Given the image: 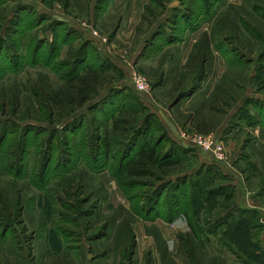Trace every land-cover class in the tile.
Instances as JSON below:
<instances>
[{"label": "rangeland", "instance_id": "obj_1", "mask_svg": "<svg viewBox=\"0 0 264 264\" xmlns=\"http://www.w3.org/2000/svg\"><path fill=\"white\" fill-rule=\"evenodd\" d=\"M158 1L0 0V264H264L263 251L251 246V239L259 243L258 237L264 244V120L253 117L258 111L254 103L249 108L253 114L243 119L234 117L245 97L251 96L257 102L264 98V71L253 82L246 81L244 70L248 66H229L227 59L233 56L225 55V49L231 45L218 43L227 33L236 32L234 38L239 41L233 45L256 57L264 49L258 42L259 35L264 37V0H248L255 5L247 0H212L211 11L206 0H162V7ZM186 5L196 11L193 20L199 16L200 27L195 31L189 28L192 22L189 17L177 19L175 28L171 27L173 22L167 23L174 9H184ZM221 21L223 24L219 26ZM161 25H165L166 32ZM70 28L71 32L66 34ZM254 29L258 37L252 34ZM211 32L216 33V38L206 50L203 37ZM65 34L69 35L66 43ZM153 35H157L154 41ZM44 37L54 41V53L51 52L50 58L42 55L48 53L49 46L32 58L37 40ZM86 40L93 46L91 57H105L116 80L108 83L97 99L112 86L128 87L125 95L138 96L146 109L165 123L170 135L167 146L178 141L192 149L186 157L196 162L193 171L203 170L204 174L182 186L186 194L184 209L190 213L197 204L202 209V221L211 222L206 226L212 241L207 253L191 259L181 254L178 247L170 248L162 229H174L183 249L180 236L186 232L174 223L182 218L188 224L187 215L171 222L153 219L156 204L146 207L143 215L135 212L137 203H146V194L153 187L175 179L181 167L167 169L165 173L171 172L165 175L156 172L155 177L144 179L149 183L147 186L139 184L126 191L111 173L101 172L102 164L91 154L86 136L91 142L93 115H99L102 122L107 117L102 109H108L117 95L110 105L89 112L94 100L71 118L54 125L41 115L37 93L46 86L57 87L61 83L59 76L64 69L58 63L69 58L71 46L77 48ZM202 50L209 59L213 58L206 87L171 109L174 87L193 83L198 71L195 61ZM253 67L250 76L256 75ZM134 73L147 79L149 92L135 89ZM161 79L162 86L154 88ZM232 79L237 85L230 83ZM215 94L221 99L215 104L216 110L209 104ZM231 96L236 101H231ZM227 102L231 105H226ZM190 113L194 121L188 119ZM82 114H87L88 120L65 132V126ZM177 116L180 123L175 120ZM166 117L185 139L176 137L165 122ZM198 120L202 121V129L217 125L216 129L203 134L196 129ZM194 135H213L224 140L229 160L216 161L191 141ZM198 183L202 195L192 194ZM212 183L229 186L235 195L236 212L220 225L216 224L215 214H224L234 207L230 205L223 210L227 203L222 196L207 201V192L215 185ZM249 200L253 202L250 204ZM237 206L255 209L259 216L242 214L245 210H238ZM240 218L243 219L239 221ZM245 218H250L253 222L250 225H256V229L247 233L246 242L239 248L240 240L235 243L229 239L233 226L227 227L238 221L242 228L248 227ZM188 227L190 231L189 224ZM164 248L168 249L165 259L159 250Z\"/></svg>", "mask_w": 264, "mask_h": 264}, {"label": "trees", "instance_id": "obj_2", "mask_svg": "<svg viewBox=\"0 0 264 264\" xmlns=\"http://www.w3.org/2000/svg\"><path fill=\"white\" fill-rule=\"evenodd\" d=\"M101 1L105 0H100V2ZM111 1L112 0H110L109 3H111ZM158 2L161 7L164 6L162 0H159ZM211 2L212 0H206L208 11H211L213 7ZM247 2H249L248 4L253 3L255 5L253 1L250 2L247 0ZM25 8L32 10L34 9L30 7ZM257 8L260 10L259 7ZM34 11L37 13L36 10ZM181 13L183 14L182 16L180 15ZM195 13L196 11L191 8V5H186L184 9H174L173 17H169L167 19V23L169 24L170 21L173 22L171 27L175 28L177 26V19L189 17L192 21L189 23V28L195 31L200 27V25L197 26V23L200 22L199 16L193 20ZM37 14H35V16L39 15ZM210 19L211 18H208L207 20ZM212 20L215 19L213 18ZM222 24L223 23L221 21L218 25L221 26ZM161 27L163 28V32H166L167 28L165 25H161ZM71 30L72 28H70V30L68 29L66 34L70 33ZM163 32V35H169V33L164 34ZM257 33L258 31L255 29L254 33L252 32V34H256L255 36L258 37ZM67 36L64 39L65 43L69 41ZM156 36L153 35V41ZM235 36L236 32L232 31L229 34L227 33L225 38L223 37L224 39H220L218 43L222 44L223 42H228L229 45H231V48L225 49V55H231V57L233 56L232 59H227L229 66L233 68H239L240 65L248 66V68L244 70L246 71L244 78L246 81H249L250 79L251 83L253 82V79L257 78L256 76H258V73L260 74L261 71H264V49H261L259 51L260 53L256 57H253L251 53L250 55H247L246 52L241 51L238 46L233 45L235 41H239L238 39L234 38ZM57 37L58 39H55L59 40L60 36L57 35ZM203 38L205 39L207 50L212 46L213 41L216 38V33H205ZM258 38V42H261L262 46H264L263 35H259ZM53 43L54 41H50L46 37L38 39L32 54V58H36L38 54H42V50H46V48L49 46L50 48L48 49V53L42 55H47V57L50 58L51 52L54 53L56 49L53 48ZM221 47L219 48L220 50L222 49ZM92 48L93 46L91 42L87 40L82 42L77 48L74 46L70 47L68 53L69 58L58 63V66L64 69L63 73L59 76L61 83L58 84L57 87L46 86L42 92L37 93V96L39 97L40 110L42 112L41 115L45 116L43 118H45L47 122H49L51 125H54L61 123L64 119L71 118L74 116L76 111L92 103L94 100H96L94 101L95 103L90 105L88 111L93 112L94 110H99L100 107L112 102L113 96L117 95L118 97L116 98L118 101L116 99V101L110 103L111 106L107 107L108 109H102L104 111L106 110V113L103 112V114L107 116L106 118L102 119V122H99V115H93L91 122L95 125H93L94 134L92 133L90 136L91 142L87 140L88 136H86V142L91 145V154H94L96 157L95 159L97 161L99 160V162L102 164L103 169L101 172L108 171L111 173V176H113L122 189L126 191V189H132L139 184L147 186L149 183L144 181V179L155 177L156 172H160L161 174L165 175L171 172L167 171V173H165V170L171 169L173 167H181V171L177 173L178 176L175 179L164 180L158 186L156 185L155 188L153 187L152 190L146 194L147 196L145 195L147 197L145 198L146 203H141L140 205L137 203L135 212L137 211V213L143 215L145 213L146 207L148 208L156 204L157 212L155 215L153 214V219L159 218L171 222L174 221V219L178 216L187 215L188 224L191 230L188 233L180 236L182 244L185 246L182 249V245H180L179 252L191 259H193L194 256H197L198 254L207 253L212 241L209 236L210 231L206 229V226L211 224V222L202 221V216L200 215L202 213V209L198 207L197 204L191 208L190 213L187 212L188 210L184 209L186 194L183 191L184 187L182 186H185V183L193 181L195 178H199L204 174L203 170L195 169L193 171L196 166V162L190 161L191 157H186L192 153V149H190L188 145L181 144L178 141L171 144L170 146H167L166 144L170 140V135L164 127L165 123L162 121V119H160L159 116L150 113L138 96L136 97L133 94L130 96L125 95L128 90H130L128 87L121 88L117 85L112 86L104 96L97 99L98 95L102 90H104L106 85L116 80L111 74V70L108 68L110 67L111 63L105 57H100V59H94L91 57L90 50ZM212 59L213 58H208V53L206 51H203L198 55V59L195 61V69L197 68L198 71L195 73L196 75L192 79L193 83L186 87H183L182 83H180L178 86L174 87L176 91L173 92L174 102L171 105V109L179 105L181 101L186 100L192 93H195L201 89L203 83L209 75L207 71L210 68ZM190 61L192 60H188V65H190ZM252 66H254L253 68L256 70V75L250 76V73L252 72ZM80 69H82V71H80ZM230 81L233 86L237 85L236 80L232 79ZM163 83L164 81L162 79L159 80L155 84L154 88L162 86ZM238 86L239 88H243V85L239 83ZM12 98L15 99V96ZM231 98V101H236L233 96H231ZM220 101L221 99H219L215 94V96L211 97L209 102L210 107L215 109V104L219 103ZM253 103L255 106H258V111L254 114L249 110L250 104ZM225 104L231 105V102H227ZM110 108L112 110H110ZM190 114L191 115L188 116V119L194 121L192 113ZM250 114H253V117H255L257 121L264 120V98L259 99V102H257L251 96L245 97L243 100V105L234 115V117L237 119H243L246 115ZM87 120V114H82L70 121L65 126L64 130L67 132L79 124L81 125V123L86 122ZM175 120L177 123L181 122L179 116H177ZM201 122L202 121L198 120L196 129L203 134H209L216 129L217 125L207 129H202L200 127ZM205 122H207V120H205ZM249 124L253 125L252 123ZM214 176L216 179L219 178L216 175ZM212 184L215 185H211L213 187L208 190V196L206 197L207 201L212 199L215 200L216 196H222L224 202L227 203V207H223V210H226V208L230 207V205L234 207L228 209L224 214H215L218 217L216 224L220 225L233 218V214L236 212L233 203L235 195L234 192L229 191V186L223 184L219 185L216 183ZM150 186L155 185L151 184ZM200 187V183L195 184L192 189V194L202 195L204 192ZM132 199L137 200V198ZM189 205H191V203L188 202V206ZM236 209L245 210L241 211L242 214L259 216V211L255 209H246L238 206ZM147 212L148 211H146V213ZM149 213L150 212H148V214ZM241 219L243 218H240L239 221ZM239 221L236 223V225L230 224L227 228H231L233 226V228H231L232 230L231 234L229 235V239L235 243L240 240V245H237L240 248V246H243L246 242L245 237L248 235L247 233H251L252 230L256 229V225L252 227L250 225L253 224L251 219L245 218L244 221H248L249 226L242 228ZM240 229L242 231H240ZM159 235L160 233L157 234V237ZM258 242L259 243H257V240L255 241L251 239V246L258 247V249L264 253V244L263 241L259 239V237ZM249 245L247 247H249ZM159 250L161 252L162 258L165 259L168 249L164 248Z\"/></svg>", "mask_w": 264, "mask_h": 264}, {"label": "built area", "instance_id": "obj_3", "mask_svg": "<svg viewBox=\"0 0 264 264\" xmlns=\"http://www.w3.org/2000/svg\"><path fill=\"white\" fill-rule=\"evenodd\" d=\"M94 34L96 35L97 33ZM99 41L106 42L105 39H98V42ZM132 81L135 89L138 92L143 93L150 91V84L144 76L134 73ZM181 138L185 139L184 136H182ZM190 139L195 145H197L204 151L209 152L216 161L225 162L229 160V154L227 151V146L224 144V140L218 139L213 135H209L207 137L194 135Z\"/></svg>", "mask_w": 264, "mask_h": 264}, {"label": "crops", "instance_id": "obj_4", "mask_svg": "<svg viewBox=\"0 0 264 264\" xmlns=\"http://www.w3.org/2000/svg\"><path fill=\"white\" fill-rule=\"evenodd\" d=\"M198 37H196V38H194V39H197ZM194 42H196V41H194ZM223 71H225V68H224V70ZM206 81V80H205ZM206 87V83L204 82L203 83V85H202V87H201V89L199 90V91H197V93H199V92H201L204 88ZM242 106V103L239 105V107L238 108H240ZM248 202H250V204H251V202H253V201H248ZM174 224H176V226H179V227H181L182 229V231L185 233H187L188 231H189V227H188V224L185 222V220L184 219H177L176 221H175V223ZM171 225V224H170ZM172 226V225H171ZM163 227V226H162ZM163 230V234L165 235V238L167 239V240H169L170 241V243H171V245H170V248L172 247L173 249L172 250H174V248L177 250V247H178V249H179V238H178V241H177V239L175 238V231H174V229H169V228H166L165 227V229H162ZM263 240H264V236H263V238H262ZM179 245V246H178Z\"/></svg>", "mask_w": 264, "mask_h": 264}, {"label": "water", "instance_id": "obj_5", "mask_svg": "<svg viewBox=\"0 0 264 264\" xmlns=\"http://www.w3.org/2000/svg\"><path fill=\"white\" fill-rule=\"evenodd\" d=\"M165 121L168 123V125L171 127V129L174 131L176 137H177L178 139H181V136L179 135V133H178V131H177L175 125L169 120V118L166 117V118H165Z\"/></svg>", "mask_w": 264, "mask_h": 264}]
</instances>
